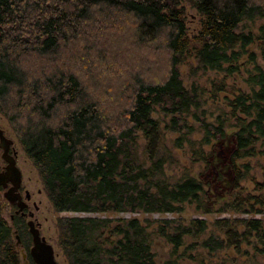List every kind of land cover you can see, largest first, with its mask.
<instances>
[{
	"label": "trees",
	"instance_id": "obj_1",
	"mask_svg": "<svg viewBox=\"0 0 264 264\" xmlns=\"http://www.w3.org/2000/svg\"><path fill=\"white\" fill-rule=\"evenodd\" d=\"M186 1L202 16L193 37L181 0H0V113L38 170L55 211L80 214L57 223L68 264H157L150 227L137 218L111 216L176 213L187 203L203 202L200 181L172 183L166 176L164 130L153 113L160 108L168 116H189L201 107L200 87L188 89L181 76L180 68L191 60L205 71L233 74L243 49L254 43L264 60V25L257 36L238 32L242 23L264 19V0ZM256 70L248 80L251 92L229 102L231 113L214 132L205 125L200 142L203 148L220 142L239 197L251 171L242 162L264 157V72ZM215 88L226 91L224 85ZM231 120L237 132L226 154ZM170 125L180 132L177 119ZM140 134L145 160L138 153ZM203 148L210 165L213 155ZM255 186L261 195L237 198L221 212L264 210V181ZM2 213L0 204V264H22L19 250L30 248L24 221L16 217L13 227ZM160 223L159 235L175 254L185 238L199 240L208 230L205 220ZM215 226L226 240L210 237L203 248L239 250L254 238L264 258V220H223Z\"/></svg>",
	"mask_w": 264,
	"mask_h": 264
},
{
	"label": "rangeland",
	"instance_id": "obj_2",
	"mask_svg": "<svg viewBox=\"0 0 264 264\" xmlns=\"http://www.w3.org/2000/svg\"><path fill=\"white\" fill-rule=\"evenodd\" d=\"M181 6L186 13V22L188 32L191 37L199 33L201 27L202 16L198 14L196 9L186 1L181 0ZM264 25V19H256L255 21H246L242 23L238 32L257 36L260 34V27ZM259 44L254 43L243 49L244 55L239 60V70L233 74L226 71L203 70L198 68L195 60L189 61L188 64L180 68L184 85L189 89L194 86L200 87L201 107L193 109L191 115L171 114L165 115L160 108L156 109L153 117L160 121L164 130V147H162V155L166 157L165 173L172 183L179 182L185 178L192 177L200 181L206 189V195L203 197L202 210L198 207L201 203H187L183 206V210L176 213L166 214H147V213H121L111 218H137L143 225H148L151 233L152 252L155 254L157 264H167L169 261H176L178 264H264V258L257 255L255 247L257 241L252 238L249 242L241 245L237 250L232 246H225L223 249L210 252L202 247V243L210 237L226 240V237L215 225L217 221L223 220H264V210L260 206L248 210L243 213L221 212L223 205L229 202H235L237 198L246 200L248 196H259L256 183L264 181V157H255L248 159L242 163L250 164L251 171L247 178L242 181L244 187L242 196H238V192L233 189V176L230 173L229 166L223 159L219 141L204 147L200 142L205 137L206 127L212 132L220 120H225L227 115L231 113L229 102L241 92H251V86L248 80L251 76L257 74V68L264 72V60L261 56ZM227 67V66H225ZM224 85L226 91L217 92L216 87ZM173 119L178 120V128L180 132L171 131L170 125ZM234 120L226 124L227 139L223 141L225 144V153L230 150V139L237 132L233 127ZM168 126V128H166ZM171 126V128H169ZM0 128L6 133V136L15 142V149L19 152L18 167L22 172V180L25 197V191L31 195L29 205L31 211L35 213V221L40 225L41 235L47 239L49 244L54 247L57 262L59 264H68L59 246V231L57 223L60 217L77 216L80 214H60L55 211L44 189L43 182L32 162L26 156L21 144L19 143L13 128L8 120L0 113ZM182 140V146H178L176 142ZM146 141L140 134L138 138V149L141 160H145L144 152L146 150ZM203 148L206 156L213 155L210 165L204 161L200 149ZM197 154V155H196ZM2 152L0 151V165L3 164ZM149 166V163H148ZM5 191L0 189V204L2 206L3 217L8 223L14 227L12 215L15 214L13 206H11L4 197ZM244 197V198H243ZM34 204L39 208L35 210ZM201 204V205H202ZM199 205V206H198ZM211 209V213H205L204 209ZM263 212V213H261ZM84 216V215H81ZM29 220V219H27ZM193 220H205L208 224L207 232L201 239H192L187 237L184 239V245L179 249L177 254L174 252L173 245L165 238L159 235L160 226H164L160 221H174L171 226L190 225ZM241 230H244L243 228ZM20 235L13 228L14 244L20 247ZM227 243V242H226ZM21 262L27 264L28 250L20 248Z\"/></svg>",
	"mask_w": 264,
	"mask_h": 264
},
{
	"label": "water",
	"instance_id": "obj_3",
	"mask_svg": "<svg viewBox=\"0 0 264 264\" xmlns=\"http://www.w3.org/2000/svg\"><path fill=\"white\" fill-rule=\"evenodd\" d=\"M0 144L1 148L4 150L2 158L7 162L6 170L0 173V187L7 190L9 184H12V188L5 191L4 197L11 206H17L19 208L17 213H20L23 212L27 204L23 201V198L18 192L22 184V172L17 166L16 159L9 154L15 142L7 138L4 131L0 130ZM28 227L33 237V247L30 249V256L34 263L59 264L57 262L54 247L49 244L45 237L41 236V232L39 228L36 227L35 222L32 220L29 221ZM20 242L21 241H19V245ZM24 258H27L26 253L24 254Z\"/></svg>",
	"mask_w": 264,
	"mask_h": 264
},
{
	"label": "flooded vegetation",
	"instance_id": "obj_4",
	"mask_svg": "<svg viewBox=\"0 0 264 264\" xmlns=\"http://www.w3.org/2000/svg\"><path fill=\"white\" fill-rule=\"evenodd\" d=\"M0 130H3L0 128ZM4 131V130H3ZM4 134L6 136V133L4 131ZM7 137V136H6ZM8 138V137H7ZM15 146V145H14ZM12 147L11 150H10V155L13 156L16 161H17V166H18V158H19V152L15 149V147ZM0 151L2 152V155L4 153V150L1 148V144H0ZM3 159V158H2ZM3 164L0 165V173L1 172H4L6 170V167H7V162L3 159ZM12 188V184H9L7 190L11 189ZM0 189H3L4 191H7L5 190L3 187H0ZM19 194L21 195V197L23 198V201L27 204V206L24 208L23 212H20V213H17V211L19 210V208L17 206H13V209L15 210V214L12 215V220L14 221L16 219V217H19L21 218L23 221H24V225L27 229V232H28V235H29V240H30V248H29V253L27 255V264H35L33 259L31 258L30 256V249L33 247V237L32 235L30 234V230H29V227H28V222L29 221H34L35 222V225L37 228H39L40 232H41V229H40V225L37 224V222L35 221V213L33 211H31V207L29 205V202L31 201V195L29 194L28 191H25V197L23 196V192H24V187H23V180H22V184H21V187L19 189ZM29 197V198H28ZM34 208L36 211L39 210V208L36 206V204H34ZM29 219V220H27ZM17 231V230H16ZM17 233H19L17 231ZM42 236V235H41ZM43 237V236H42ZM20 245L22 243V240L20 239Z\"/></svg>",
	"mask_w": 264,
	"mask_h": 264
}]
</instances>
